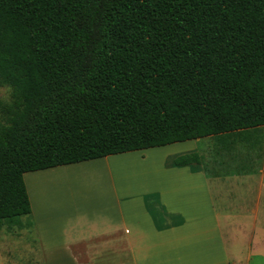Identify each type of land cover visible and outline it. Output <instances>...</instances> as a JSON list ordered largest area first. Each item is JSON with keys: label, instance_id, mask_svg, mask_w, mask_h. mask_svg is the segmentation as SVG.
Listing matches in <instances>:
<instances>
[{"label": "trees", "instance_id": "1", "mask_svg": "<svg viewBox=\"0 0 264 264\" xmlns=\"http://www.w3.org/2000/svg\"><path fill=\"white\" fill-rule=\"evenodd\" d=\"M0 85V228L32 227L28 172L264 126V0H0Z\"/></svg>", "mask_w": 264, "mask_h": 264}, {"label": "crops", "instance_id": "2", "mask_svg": "<svg viewBox=\"0 0 264 264\" xmlns=\"http://www.w3.org/2000/svg\"><path fill=\"white\" fill-rule=\"evenodd\" d=\"M194 141L26 173L39 259L45 264H251L254 255H264L263 192L257 191L253 205L240 199L230 204L244 174L210 176ZM193 153L200 154L199 163H176ZM129 161L131 168L121 166ZM104 166L109 175L98 172ZM83 169L87 176L103 177L111 191H65L61 198L68 206L55 211L39 202L51 196L48 191L33 194L34 204L32 187L42 175ZM243 189L236 191L248 194Z\"/></svg>", "mask_w": 264, "mask_h": 264}, {"label": "rangeland", "instance_id": "3", "mask_svg": "<svg viewBox=\"0 0 264 264\" xmlns=\"http://www.w3.org/2000/svg\"><path fill=\"white\" fill-rule=\"evenodd\" d=\"M10 96L11 88L0 85V104L8 102ZM249 132L252 136L235 138L236 142H232L234 139H230L227 141V145L225 144V148H222L213 137L194 141L196 148L199 149L198 151H202V158L210 176L244 174V176H239L236 189L241 190L244 188L243 190L248 191V194L247 192L245 194L240 193V191L237 193L235 189L236 195L229 198L230 204H235L240 199L242 203L253 205L257 200V191L261 190L264 194V126ZM121 166L128 169L133 165L129 161L126 164L122 162ZM108 171V166L98 169V172L104 173V175H109ZM42 180L41 183L33 182L32 199L33 194L42 195L51 191L49 198L44 195L41 198L39 197V202L45 205L50 204L49 209L51 208L53 211L58 209L59 206H68L66 202L63 203L61 198L62 193L65 191H78L92 195L96 193L104 195L107 191H111V184L103 177L99 179L87 176L85 170L78 171L75 174L60 172L58 174L42 175ZM22 220L26 225L32 222V218L23 217ZM228 241H232L231 236H228ZM246 247L247 245H245ZM39 256L38 236L31 227L18 228L13 226L9 228L4 225L0 228V264H45L39 259ZM245 262H242V264H246ZM251 264H264V255L259 257L254 255Z\"/></svg>", "mask_w": 264, "mask_h": 264}]
</instances>
